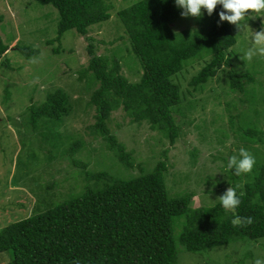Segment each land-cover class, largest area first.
Segmentation results:
<instances>
[{
	"label": "rangeland",
	"instance_id": "1",
	"mask_svg": "<svg viewBox=\"0 0 264 264\" xmlns=\"http://www.w3.org/2000/svg\"><path fill=\"white\" fill-rule=\"evenodd\" d=\"M139 1L109 0L111 19L90 28L98 54L118 60L131 83L141 80L143 69L128 38L121 37L125 33L117 12ZM0 17V37L10 46L6 56H0V230L33 214L36 205L39 212L46 211L94 189L83 164L87 173L106 172L129 180L153 172L165 161L169 196L194 194L193 209L220 202L219 197L230 187L228 158L238 156L241 148L256 158V164L251 173L238 176L239 187L253 181L264 168V56L257 54L248 60L243 55L264 18H252L249 13L239 27L233 26L237 43L230 50L231 65L240 75L252 76L242 92L232 88L227 71H220L205 85L190 86L210 60L205 54L187 61L173 78L181 89V103L172 109L181 128L174 146L162 131L153 130L147 122H133L122 109L112 114L110 130L133 156L134 166L128 169L100 136L87 130L95 123L96 110L87 111L86 101L99 83L84 70L89 63L85 39L69 30L56 40L60 15L52 5L37 0H0ZM196 26L192 16L184 15L174 29ZM16 45L38 53L27 56L14 49ZM58 90L71 97L73 107L77 106L75 115L64 118L66 125L32 127L29 107L41 105ZM257 131L262 133L260 138L254 134ZM78 144L82 147L73 150ZM184 221L182 217L174 219L177 240ZM1 256L0 264H7L8 259ZM256 258L264 259V238L240 240L200 253L188 252L179 244L178 264H254Z\"/></svg>",
	"mask_w": 264,
	"mask_h": 264
},
{
	"label": "trees",
	"instance_id": "2",
	"mask_svg": "<svg viewBox=\"0 0 264 264\" xmlns=\"http://www.w3.org/2000/svg\"><path fill=\"white\" fill-rule=\"evenodd\" d=\"M37 1L52 5L60 15L56 40L75 30L87 42L89 63L84 70L99 83L86 101L87 111L96 110L95 123L87 130L100 136L128 169L134 166L133 156L109 127L115 111L122 109L135 123L147 122L174 146L181 128L172 109L181 103V89L173 78L187 61L210 56L191 79L194 88L205 85L220 71H227L232 88L238 92L252 80L251 75H240L231 65L229 54L237 39L234 24L220 20V5L211 15L202 10L200 17H193L196 28L179 31L174 26L184 15L174 0H141L118 11L125 33L121 37L128 38L143 69L141 80L131 83L118 60L98 54L95 38L90 36L92 26L111 19L113 5L109 0ZM14 49L27 56L38 53L31 48L19 49L18 45ZM9 50L0 37V56H6ZM53 51L59 53L56 48ZM76 107L68 94L55 91L41 105L29 107V124L34 128L49 123L66 125L64 118L75 115ZM247 134L253 136V132ZM254 134L262 136L258 131ZM81 147L74 145L73 150ZM168 152L164 151L166 157ZM81 167L88 182L95 184L94 189L46 211L39 212L36 205L33 214L0 230V256L9 253V257L1 256L8 259L7 264H178L179 244L188 252L200 253L240 240L257 242L264 238V168L243 187L237 185L238 176L233 172L229 175L230 187L242 193L233 213L225 211L220 202L193 209L192 193L171 198L165 161L159 162L153 172L129 180L106 172L90 174L87 165ZM176 217L185 219L178 240L174 234ZM236 217L241 218L239 224L232 223ZM248 217L251 223L246 222Z\"/></svg>",
	"mask_w": 264,
	"mask_h": 264
},
{
	"label": "clouds",
	"instance_id": "3",
	"mask_svg": "<svg viewBox=\"0 0 264 264\" xmlns=\"http://www.w3.org/2000/svg\"><path fill=\"white\" fill-rule=\"evenodd\" d=\"M175 4L183 9L182 15L200 17L202 10L211 15L220 5L223 9L219 13L221 21H227L230 24L237 25L246 19V13H251L252 18H264V0H174ZM264 56V20H262V28L259 32L252 34V46L244 52V57L248 60L254 55ZM256 158L246 149L241 148L239 155H232L228 158L226 168L232 170L233 174L240 176L242 173H251ZM241 194H238L236 188L229 187L225 194L219 197L220 205L225 211L235 213V210L241 203ZM240 217L233 219V224H239ZM247 223L252 222V218H246ZM254 264H264V259L256 258Z\"/></svg>",
	"mask_w": 264,
	"mask_h": 264
}]
</instances>
